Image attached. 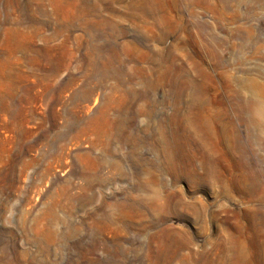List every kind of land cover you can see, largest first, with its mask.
Wrapping results in <instances>:
<instances>
[{
	"label": "rangeland",
	"instance_id": "1",
	"mask_svg": "<svg viewBox=\"0 0 264 264\" xmlns=\"http://www.w3.org/2000/svg\"><path fill=\"white\" fill-rule=\"evenodd\" d=\"M0 264H264V0H0Z\"/></svg>",
	"mask_w": 264,
	"mask_h": 264
},
{
	"label": "bare ground",
	"instance_id": "2",
	"mask_svg": "<svg viewBox=\"0 0 264 264\" xmlns=\"http://www.w3.org/2000/svg\"><path fill=\"white\" fill-rule=\"evenodd\" d=\"M150 3V2H149ZM149 3H147V7H145L143 4H141L140 5V7L143 9V11H144V13H145V11H152V7L150 6V4ZM149 8V9H148ZM142 11V10H141ZM172 26V25H171ZM175 29V28H174ZM173 32V31H172ZM107 68H108V64L106 65V67H105V76H107ZM140 72V71H139ZM142 72V71H141ZM170 81V85L173 87H175V90L177 91L176 93H177V104H178V106H180L181 104H182V101L184 100L183 99V97H184V95L186 94V92H190L191 90H196V92L198 91V89H200V88H202L203 87V89L205 88V85H204V83H203V85H201V84H197V82L195 81V80H193V79H184V80H182V81H180V82H178L177 80H172V79H170L169 80ZM188 90H190V91H188ZM186 96V95H185ZM188 98H189V96H187ZM185 99H186V97H185ZM192 101H193V103H192V106L191 107H189L190 108V110L194 107V108H197L199 105H201L200 104V101H199V98L198 97H193L192 98ZM97 101H96V99L94 100V103H96ZM220 104H221V106H225V100H221L220 101ZM186 105V104H185ZM246 107L247 108H249L250 107V104H246ZM151 109V108H150ZM180 112L181 111H178V115L180 114ZM191 111H188V115L187 116H184V115H182V116H180V118H182L181 119V121L183 120H185V119H187L188 118V116H191ZM202 116H200V118H201ZM178 119H179V116H175V121H178ZM105 121H104V124H105V126L106 127H108L109 129L110 128H113V123L108 119V118H105L104 119ZM203 120V119H202ZM206 122H209L208 120L206 121ZM227 126H229V127H231V128H233V121L232 120H229L228 122H227ZM190 127H188V126H183L182 127V129L184 130V131H187L188 129H189ZM200 128V127H199ZM203 128V127H202ZM212 130V129H211ZM213 130L215 131V134H217L218 133V128H213ZM184 131H183V133H184ZM200 130L198 129V132H199ZM201 131H203V129H201ZM186 133V132H185ZM201 133V132H200ZM199 133V134H200ZM202 134V133H201ZM219 134V133H218ZM188 137V136H187ZM197 138L199 137V135H198V133H197V136H196ZM217 136L215 135V138H216ZM190 138V137H189ZM197 138H196V140H197ZM200 139L202 138V136L201 137H199ZM220 138V135L218 136V138H217V140ZM193 139H194V137H193ZM199 139V140H200ZM203 139V138H202ZM187 143L186 142H183V143H185L183 146L181 145V146H178V145H173L172 147L170 146L169 147V149L167 150V159L168 160H170L171 162L173 161H175L176 159L175 158H177V160H180V161H183V162H185V163H187V167H188V169H189V172H190V174L193 176V178L192 179H196L197 181L198 180H201V181H203V183L202 184H207L208 185V178H209V168H208V162H209V160H208V157H209V155H208V151H207V148H206V145H204V140H202V143L200 142L199 144H198V140L196 141L197 143H195L194 141H192V138H190V139H188L187 138ZM193 142V144L195 143V146H197L198 147V152H199V156H200V158H201V164H202V171H203V173L202 174H199L196 170H195V166H194V163H193V158L191 157V156H189L188 154H187V152H190L189 151V149H190V147H191V143ZM219 141V140H218ZM194 146V147H195ZM213 148L217 151V150H219L220 149V143H216V142H214V144H213ZM232 148V147H231ZM193 149V148H192ZM196 149V148H195ZM192 151V150H191ZM194 151V150H193ZM192 151V152H193ZM196 151V150H195ZM194 153V152H193ZM193 153L191 154V155H193ZM175 156H178V157H175ZM189 156V157H188ZM231 157H228V160L229 161H231V159H230ZM186 165V164H185ZM175 168V167H174ZM185 168H186V166H185ZM170 169H171V167H170ZM226 169H228L229 170V173H228V178L227 177H225V173H226V171L224 170V168H222L219 164H215V170L218 172V181H220L221 183L222 182H225L224 184H226L227 183V181H228V183L230 182V185H231V182H233V181H238L237 179H238V177H235L234 176V174H233V171L234 170H238V165H236V164H230V166H229V168H226ZM198 170H199V168H198ZM234 173H235V171H234ZM187 175H188V173H186ZM189 174V175H190ZM235 183V182H234ZM229 185V186H230ZM233 185V184H232ZM235 185V184H234ZM226 186H227V184H226ZM230 188V187H229ZM233 188V187H232ZM241 188V192L243 193V194H245V195H247V197H249L248 195L250 194L249 193V191L248 190H246L245 189V187L242 185V187H240ZM225 189V188H224ZM225 192V191H224ZM231 192V191H230ZM225 196H226V198L228 197H231V194L229 193V192H225ZM224 196V197H225ZM233 196V195H232ZM231 199H232V197H231ZM229 200V199H228ZM237 227V232L238 231H240V232H243V231H245L246 232V230H243L244 228H240L238 225L236 226ZM241 229V230H240ZM240 232H238L239 234H240ZM165 239V238H164ZM155 240H157V242H158V244H157V247L159 246L160 248H161V250H168V251H170V252H172L173 253V250L172 249H177V252L180 250L179 248H181L182 247V245L180 244V243H178V242H176V241H174V240H171L170 238L168 239V241H165V240H163L162 239V236L160 237H157V239H155ZM182 243H184V242H182ZM240 245V244H239ZM159 247H158V249H159ZM179 249V250H178ZM182 249V248H181ZM245 250H246V248H245V246L244 245H242V247H241V257H243L244 255H245ZM159 251L160 250H158V253H159ZM240 251V250H239ZM169 252V253H170ZM161 253V252H160ZM168 253V252H167ZM171 253V254H172ZM169 255V254H168ZM174 255H175V253H174ZM173 256V255H172ZM166 257H167V254H166ZM168 259V258H167ZM170 259H171V257H170ZM240 259V258H239Z\"/></svg>",
	"mask_w": 264,
	"mask_h": 264
}]
</instances>
